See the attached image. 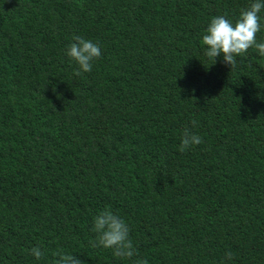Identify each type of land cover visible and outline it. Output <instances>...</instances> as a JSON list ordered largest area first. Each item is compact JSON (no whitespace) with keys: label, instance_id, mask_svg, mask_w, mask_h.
Returning a JSON list of instances; mask_svg holds the SVG:
<instances>
[{"label":"trees","instance_id":"trees-1","mask_svg":"<svg viewBox=\"0 0 264 264\" xmlns=\"http://www.w3.org/2000/svg\"><path fill=\"white\" fill-rule=\"evenodd\" d=\"M253 2L0 0V264H264V57L202 44ZM73 36L101 49L79 76ZM104 209L131 259L91 246Z\"/></svg>","mask_w":264,"mask_h":264},{"label":"clouds","instance_id":"clouds-1","mask_svg":"<svg viewBox=\"0 0 264 264\" xmlns=\"http://www.w3.org/2000/svg\"><path fill=\"white\" fill-rule=\"evenodd\" d=\"M264 10V0H254L246 9L240 11L239 17L233 22L224 16H214L202 36V44L206 46L205 55L212 60L222 56L223 63L234 68L236 57H243L250 48L264 57V42H258L256 34L261 30V11ZM73 41L66 49V55L78 65L74 75L92 70L93 61L101 57V49L97 43L81 36H73ZM208 65V66H209ZM193 126L196 121L191 122ZM203 143L202 138L185 128L181 137L179 151L184 152L193 145ZM92 231L96 233V240L90 241L92 247L112 249V254L121 259H131L137 255V250L129 238L130 228L126 221L110 209H104L94 217ZM37 260L44 253L39 247L30 250ZM54 264H84V261L73 254L57 250ZM226 260L233 259V253H225ZM134 264H148L146 259H138Z\"/></svg>","mask_w":264,"mask_h":264},{"label":"bare ground","instance_id":"bare-ground-1","mask_svg":"<svg viewBox=\"0 0 264 264\" xmlns=\"http://www.w3.org/2000/svg\"><path fill=\"white\" fill-rule=\"evenodd\" d=\"M230 16V15H229ZM216 66V65H215Z\"/></svg>","mask_w":264,"mask_h":264}]
</instances>
